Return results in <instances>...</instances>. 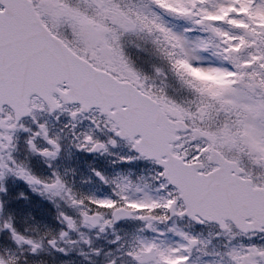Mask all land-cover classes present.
<instances>
[{
  "label": "snow or ice",
  "instance_id": "1",
  "mask_svg": "<svg viewBox=\"0 0 264 264\" xmlns=\"http://www.w3.org/2000/svg\"><path fill=\"white\" fill-rule=\"evenodd\" d=\"M0 264H264V0H0Z\"/></svg>",
  "mask_w": 264,
  "mask_h": 264
}]
</instances>
